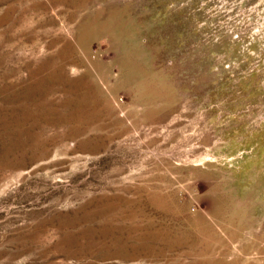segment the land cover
Wrapping results in <instances>:
<instances>
[{
	"label": "rangeland",
	"instance_id": "obj_1",
	"mask_svg": "<svg viewBox=\"0 0 264 264\" xmlns=\"http://www.w3.org/2000/svg\"><path fill=\"white\" fill-rule=\"evenodd\" d=\"M0 264H264V0H0Z\"/></svg>",
	"mask_w": 264,
	"mask_h": 264
},
{
	"label": "bare ground",
	"instance_id": "obj_2",
	"mask_svg": "<svg viewBox=\"0 0 264 264\" xmlns=\"http://www.w3.org/2000/svg\"><path fill=\"white\" fill-rule=\"evenodd\" d=\"M39 219V218H38ZM41 221H39L38 223H40ZM46 222H48L47 220H46ZM44 223V222H43ZM46 224V223H45ZM42 225H44V224H42ZM39 226V225H38ZM36 227H37V225H36ZM44 227V229H45V226H43ZM32 228H33V226H32ZM34 228H35V226H34ZM38 229H41V228H38ZM35 230H37V229H34V231ZM31 231H33V230H31ZM40 231V230H39ZM41 231H43L42 229H41ZM36 232H38V231H35V233ZM34 233V234H35ZM44 233H46V230H44ZM39 234V233H38ZM42 234V232L39 234V236ZM28 235V234H27ZM31 235V234H30ZM30 235H29V237H30ZM38 237V236H37ZM27 238H28V236H27ZM30 239V238H29ZM31 239H32V237H31ZM39 239H41V238H39ZM27 241V240H26ZM38 241V240H37ZM24 242V241H23ZM21 244V243H20ZM27 244V243H26ZM34 244V243H33ZM22 246V245H21ZM31 246H33L34 247V245H31ZM30 248V247H29ZM32 248V247H31ZM25 250V249H24ZM27 250V249H26Z\"/></svg>",
	"mask_w": 264,
	"mask_h": 264
}]
</instances>
